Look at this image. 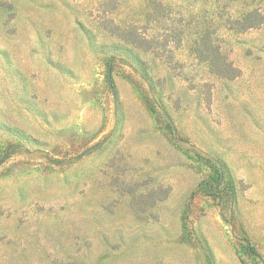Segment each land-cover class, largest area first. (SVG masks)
Returning a JSON list of instances; mask_svg holds the SVG:
<instances>
[{
    "label": "rangeland",
    "instance_id": "obj_1",
    "mask_svg": "<svg viewBox=\"0 0 264 264\" xmlns=\"http://www.w3.org/2000/svg\"><path fill=\"white\" fill-rule=\"evenodd\" d=\"M0 264H264V0H0Z\"/></svg>",
    "mask_w": 264,
    "mask_h": 264
},
{
    "label": "trees",
    "instance_id": "obj_2",
    "mask_svg": "<svg viewBox=\"0 0 264 264\" xmlns=\"http://www.w3.org/2000/svg\"><path fill=\"white\" fill-rule=\"evenodd\" d=\"M108 79H109V81L111 82V78H110V77H108ZM249 250H250L251 252H253V251H254V249H252L251 247H249Z\"/></svg>",
    "mask_w": 264,
    "mask_h": 264
},
{
    "label": "water",
    "instance_id": "obj_3",
    "mask_svg": "<svg viewBox=\"0 0 264 264\" xmlns=\"http://www.w3.org/2000/svg\"><path fill=\"white\" fill-rule=\"evenodd\" d=\"M109 77L111 76V70H109V73H108Z\"/></svg>",
    "mask_w": 264,
    "mask_h": 264
}]
</instances>
